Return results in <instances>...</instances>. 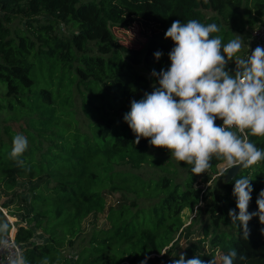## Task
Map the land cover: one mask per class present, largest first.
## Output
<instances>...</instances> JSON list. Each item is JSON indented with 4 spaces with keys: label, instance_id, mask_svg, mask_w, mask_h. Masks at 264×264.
Segmentation results:
<instances>
[{
    "label": "trees",
    "instance_id": "obj_1",
    "mask_svg": "<svg viewBox=\"0 0 264 264\" xmlns=\"http://www.w3.org/2000/svg\"><path fill=\"white\" fill-rule=\"evenodd\" d=\"M14 18L22 27L9 26ZM178 19L216 23L221 31L211 35L222 43L239 36L236 56L242 58L249 53L250 31L264 26V0H0V194H10L1 207L18 195L20 180L28 183L29 210L12 221V237L28 264H40L44 257L49 264H141L146 257V264H173L180 253L221 264V256L233 249L246 257L236 264H264L259 217L250 220L246 240L228 216L236 209L235 178L244 176L252 179L249 212L258 211L264 161L238 169L230 181H222V192L208 199L194 185L198 175L191 165L166 148L150 146L147 138L134 144L123 120L133 99L153 91L152 70L170 66L168 53L175 45L165 32ZM134 21L160 31L139 45H126L115 33ZM156 51L163 53L159 60ZM17 134L28 140L21 157L25 168L9 155ZM248 139L264 149V137ZM219 163L213 158L207 170ZM142 165L160 174L144 178L135 172ZM176 168L181 180L172 176ZM103 191L130 199L105 206ZM142 198L149 200L146 206L138 205ZM199 201L205 214L200 236L177 247L182 211L195 208L199 214ZM93 212H105L106 226L93 229L72 260L61 255ZM2 224L8 225V235L10 222L0 211ZM38 230L44 237L33 240Z\"/></svg>",
    "mask_w": 264,
    "mask_h": 264
},
{
    "label": "clouds",
    "instance_id": "obj_2",
    "mask_svg": "<svg viewBox=\"0 0 264 264\" xmlns=\"http://www.w3.org/2000/svg\"><path fill=\"white\" fill-rule=\"evenodd\" d=\"M220 31L216 23L174 20L165 32V39L175 45L168 53L170 66L159 72L152 70L153 91L144 92L140 100L133 99L130 111L123 116L135 135L134 144L147 138L150 146L168 149L177 161L192 166L193 175L205 173L213 158L221 162L220 177L234 167L247 169L264 161V149L248 139L249 135L264 137V47L258 45L249 50L246 59L238 58L242 40L238 36L222 43L220 36L211 35ZM162 55L161 51L154 53L156 60ZM230 61H234V69L228 68ZM217 119L221 125L216 124ZM27 148L25 135L13 137L9 155L18 167H26L21 157ZM251 180L247 176L235 178L232 195L238 214L236 209L228 212L231 225L242 230L246 240L253 217L258 216L264 224V190L256 200L258 211L249 212ZM7 231V224L0 225V249H15L7 264H28L24 254L10 244ZM261 232L264 234V228ZM146 259L141 264H146ZM220 259L221 264H236L246 257L233 249ZM40 264H49V259L44 257ZM173 264L205 262L199 256L185 259L180 253Z\"/></svg>",
    "mask_w": 264,
    "mask_h": 264
},
{
    "label": "rangeland",
    "instance_id": "obj_3",
    "mask_svg": "<svg viewBox=\"0 0 264 264\" xmlns=\"http://www.w3.org/2000/svg\"><path fill=\"white\" fill-rule=\"evenodd\" d=\"M9 26L15 30L19 27H22V23L18 18H14ZM65 28V27H64ZM160 30L158 28H154L149 25L142 24L138 21H134L128 27L123 30L115 33V35L126 45L136 46L139 45L145 38L154 33H158ZM59 32L65 33L63 27L59 28ZM241 58L240 56H236ZM234 57V59L236 58ZM242 59H246V56L242 57ZM229 69L235 68L234 61H230L228 64ZM140 71L144 72L142 68H139ZM154 84V83H153ZM151 84V87L152 85ZM3 94L2 88H0V103L2 101L1 96ZM81 128H84L80 122H78ZM221 163L215 166L214 170H206L205 173H201L195 178L194 185L200 188V190L208 195V199L213 198L215 194H219L222 192L221 183L224 180V177H220L218 175L219 168ZM173 170V169H171ZM136 173L141 174L144 178L157 177L160 174V171L155 167H149L146 165H142L139 169L135 170ZM172 176L175 180H181L183 177V173L181 170L176 168L174 172H172ZM28 183L24 181H19L17 187L15 188L18 195L12 198L11 202L8 204L7 208L1 207V203L4 200H9L10 194H5L4 196L0 194V211L5 215L7 220L14 221V219L18 218L19 214L27 213L29 210L28 200L32 195L31 192L27 190ZM105 206L112 205V207L118 206L122 203H127L130 199L129 196H124L121 192H112L107 193L103 191ZM149 200L147 199H139L137 201L139 206H146ZM198 212L196 214L194 209L192 211L183 210L181 214V219L183 221V231L181 236L177 242V247H182L186 242L190 240H195L200 236V227L203 221L205 220V214L201 211V207L203 205L202 201H199ZM197 207V206H196ZM14 213L13 217H9L7 213ZM106 226L105 212H93L88 214L81 223V230L79 234L74 238V242L72 246L65 247L61 250V255H66L71 260L74 258L77 250L86 242L87 237L91 233L93 229H97L100 227ZM13 233V232H11ZM44 235L38 230L35 231L33 240L42 239ZM174 251H177V248H174ZM153 256V255H150ZM128 264V263H125ZM154 264H162L160 262H154Z\"/></svg>",
    "mask_w": 264,
    "mask_h": 264
},
{
    "label": "built area",
    "instance_id": "obj_4",
    "mask_svg": "<svg viewBox=\"0 0 264 264\" xmlns=\"http://www.w3.org/2000/svg\"><path fill=\"white\" fill-rule=\"evenodd\" d=\"M248 44L255 49L258 45L261 47H264V26H260L257 28H254L253 30L250 31V36L248 39ZM218 124L217 125H221L222 121L217 119ZM233 131H236L235 129H233ZM239 134V133H238ZM242 135V134H241ZM10 222V229L7 235V238L10 241V244H14L16 248H18L20 251H22V246L20 243H17L16 241H14L13 237H12V231H13V224L11 221ZM15 249H0V264H7V260H8V255L10 252L14 253Z\"/></svg>",
    "mask_w": 264,
    "mask_h": 264
},
{
    "label": "water",
    "instance_id": "obj_5",
    "mask_svg": "<svg viewBox=\"0 0 264 264\" xmlns=\"http://www.w3.org/2000/svg\"><path fill=\"white\" fill-rule=\"evenodd\" d=\"M238 169H239V166L230 169L228 171V173L224 176V180L225 181H230L235 176V174L237 173Z\"/></svg>",
    "mask_w": 264,
    "mask_h": 264
},
{
    "label": "crops",
    "instance_id": "obj_6",
    "mask_svg": "<svg viewBox=\"0 0 264 264\" xmlns=\"http://www.w3.org/2000/svg\"><path fill=\"white\" fill-rule=\"evenodd\" d=\"M247 45H248V48H249L250 52H251V50H254L249 44H247ZM248 54L246 55V58H247Z\"/></svg>",
    "mask_w": 264,
    "mask_h": 264
}]
</instances>
